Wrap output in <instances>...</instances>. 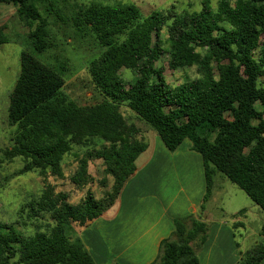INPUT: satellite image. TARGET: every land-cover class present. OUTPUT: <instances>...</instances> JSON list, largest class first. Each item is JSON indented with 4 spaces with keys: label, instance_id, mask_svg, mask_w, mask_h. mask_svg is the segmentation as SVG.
I'll list each match as a JSON object with an SVG mask.
<instances>
[{
    "label": "trees",
    "instance_id": "obj_1",
    "mask_svg": "<svg viewBox=\"0 0 264 264\" xmlns=\"http://www.w3.org/2000/svg\"><path fill=\"white\" fill-rule=\"evenodd\" d=\"M0 3L16 8L29 28L32 48L21 53L10 94L8 122L17 128L5 154L24 158V171L39 170L45 187L30 204L31 213H49L53 221L46 230L25 234L0 220V264H97L79 234L70 231L86 228L119 201L148 146L142 129L122 113L123 104L157 132L170 152L191 141L203 162L204 202L222 172L264 211V87L259 82L264 76V0H219L216 7L203 0L199 10L172 7L147 16L135 4L79 5L69 21L77 34L92 35L102 48L88 64L101 99L89 105L64 91L66 67L50 66L36 55L53 45L50 22L39 6L53 13L59 0ZM56 16L68 21L59 8ZM5 28L0 27V43L9 40ZM163 55L169 56L170 69L196 66L199 76L172 86L165 67L158 65ZM126 70L133 79L123 76ZM95 138L103 143L77 154L71 181L87 190L74 204L49 176L63 177L64 157ZM95 159L103 162L98 182L107 189L101 197L89 188L96 181L89 170ZM174 225L151 264H200L209 224L191 214L175 218ZM237 264H264V222L260 240Z\"/></svg>",
    "mask_w": 264,
    "mask_h": 264
},
{
    "label": "rangeland",
    "instance_id": "obj_2",
    "mask_svg": "<svg viewBox=\"0 0 264 264\" xmlns=\"http://www.w3.org/2000/svg\"><path fill=\"white\" fill-rule=\"evenodd\" d=\"M203 0H59L55 11L49 13L45 6L40 4V10L48 17L50 29L53 36V45L47 52L36 53L37 57L44 63L55 67H66V83L64 91L78 103L83 105L94 104L101 99L91 81L88 71V64L91 59L99 56L102 48L95 38L88 33L79 35L75 32L72 23L74 12L79 5L88 6L93 3H104L111 5L135 4L144 15H150L154 11H166L174 7L177 11L199 10ZM214 7L219 0H211ZM63 10L68 21L57 18L56 12ZM0 27H6L4 32L8 35V42L0 43V220L12 224L25 234H33L38 230H46L52 224L51 214L40 213L34 216L31 213L30 204L38 200L45 187V181L39 170L24 171L25 160L22 157L7 158L5 151L14 142L16 126L8 122V108L10 104V94L14 88L16 80L21 70V53L23 50H31V43L28 39L29 28L18 18L16 8L12 4L0 3ZM168 55H163L158 62L159 66H164V75L168 83L172 86L178 85L186 80L199 76L196 66L172 70L168 66ZM54 67V68H55ZM59 71V70H58ZM123 76L133 79L134 75L126 70ZM260 85L264 87V76L260 78ZM121 111L129 122L136 123L143 132V138L148 143L157 132L149 128L143 121L139 120L135 113L127 105L121 106ZM162 141V140H161ZM190 141V140H188ZM103 143L102 139L95 138L87 145L74 146L73 152L67 154L63 159L64 176H49V181L57 190H64L69 193V200L78 203L85 195L87 187L79 189L71 181V175L78 168V155H83L87 149L99 147ZM147 155H142L136 162L141 167L143 159ZM171 169L182 178L180 184L188 181L193 175L192 168L184 169L182 164L179 168ZM90 173L96 181L89 186L97 197H101L107 188L99 184L98 180L104 176L103 162L95 159L90 162ZM171 178V174L169 173ZM173 176V175H172ZM177 181L176 178L172 179ZM112 178L109 177V184ZM179 186V183L176 182ZM176 184H172L173 190H177ZM110 188V187H109ZM187 191H190L186 187ZM204 209L211 213L207 223L209 224V236L212 230L223 227L228 230L229 236L225 235L224 244L217 243L214 249L224 252L225 256L219 259L222 264H233L239 261L242 256L260 240V231L264 222V211L256 204L237 184L229 180L222 172H218L214 177V186L208 200L203 203ZM241 210H245L246 216L240 222H234ZM199 213L194 215H202ZM204 218V217H203ZM205 219V218H204ZM206 220V219H205ZM242 223V224H240ZM91 226V224L89 225ZM88 227V226H87ZM80 228H72L70 235L79 233ZM225 234V232L223 233ZM207 240V241H208ZM219 242V241H218ZM220 245V246H219ZM213 247V246H212ZM204 249V248H203ZM203 249L199 252V256ZM237 264V263H236Z\"/></svg>",
    "mask_w": 264,
    "mask_h": 264
},
{
    "label": "crops",
    "instance_id": "obj_3",
    "mask_svg": "<svg viewBox=\"0 0 264 264\" xmlns=\"http://www.w3.org/2000/svg\"><path fill=\"white\" fill-rule=\"evenodd\" d=\"M191 145V141L185 140L175 152H170L154 135L138 157L147 155L143 166L137 165L119 201L77 233L97 264H151L161 241L174 231V219L199 213L205 203L206 181L202 158ZM174 163L178 168L180 164L183 169L192 168L193 175L186 178V183L180 184L182 178L171 170ZM172 184L177 185L176 191ZM203 211L202 216L209 220L211 213ZM245 216L244 211L233 220L240 222ZM222 228L211 231L200 254V264H222L219 259L225 256L224 252L214 249L229 236L228 230Z\"/></svg>",
    "mask_w": 264,
    "mask_h": 264
}]
</instances>
